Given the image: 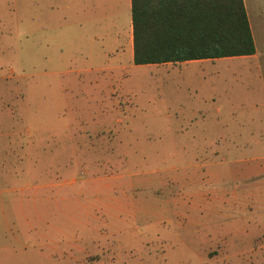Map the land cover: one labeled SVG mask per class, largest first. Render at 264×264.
I'll list each match as a JSON object with an SVG mask.
<instances>
[{"label":"rangeland","instance_id":"374dc122","mask_svg":"<svg viewBox=\"0 0 264 264\" xmlns=\"http://www.w3.org/2000/svg\"><path fill=\"white\" fill-rule=\"evenodd\" d=\"M243 3L256 58L136 64L129 0H0V264H264Z\"/></svg>","mask_w":264,"mask_h":264},{"label":"trees","instance_id":"16d2710c","mask_svg":"<svg viewBox=\"0 0 264 264\" xmlns=\"http://www.w3.org/2000/svg\"><path fill=\"white\" fill-rule=\"evenodd\" d=\"M133 63L254 52L243 0H129Z\"/></svg>","mask_w":264,"mask_h":264},{"label":"crops","instance_id":"0c3cea01","mask_svg":"<svg viewBox=\"0 0 264 264\" xmlns=\"http://www.w3.org/2000/svg\"><path fill=\"white\" fill-rule=\"evenodd\" d=\"M244 8H245V6H244ZM246 15H247V13H246ZM249 28H250V26H249ZM250 32H251V29H250ZM251 35H252V33H251ZM252 39H253V43H254V37H253V35H252ZM128 40H129V44L131 45V26L129 28ZM122 50L120 51L121 53H122ZM107 51H109V49ZM131 52H132V50H131ZM241 56H243L245 58H256L257 57V52H256V46H255V44H254V52L253 53L246 54V55H241ZM196 60H200V59H196ZM116 62H118V60ZM105 66H106V68H104V69H112V68L118 67V64H116V65L115 64H105ZM263 92H264V90H263ZM261 106H264V104H261Z\"/></svg>","mask_w":264,"mask_h":264}]
</instances>
